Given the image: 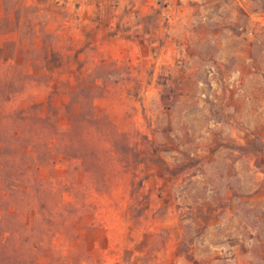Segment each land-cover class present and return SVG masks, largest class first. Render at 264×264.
I'll return each mask as SVG.
<instances>
[{"label":"rangeland","instance_id":"374dc122","mask_svg":"<svg viewBox=\"0 0 264 264\" xmlns=\"http://www.w3.org/2000/svg\"><path fill=\"white\" fill-rule=\"evenodd\" d=\"M9 1L0 264H264V0L154 11L135 72Z\"/></svg>","mask_w":264,"mask_h":264},{"label":"crops","instance_id":"0c3cea01","mask_svg":"<svg viewBox=\"0 0 264 264\" xmlns=\"http://www.w3.org/2000/svg\"><path fill=\"white\" fill-rule=\"evenodd\" d=\"M167 1L168 4H162ZM10 4L9 0H0V9H6ZM16 6L56 10L76 8L81 15L77 20L58 16L47 19L48 25L54 29L53 33H65L68 29L69 33H76V37L82 41L100 42L99 50L103 51L104 57L129 65L135 72L134 66L138 61L149 60L156 54L162 58L172 54L165 47L154 50V34L159 32L154 27V11L172 8L185 10L195 5L191 0H183L182 3L179 0H19ZM88 13L94 16H87ZM160 18L166 20L165 16ZM172 19L174 17L169 16V21ZM60 25L61 30L58 29Z\"/></svg>","mask_w":264,"mask_h":264}]
</instances>
